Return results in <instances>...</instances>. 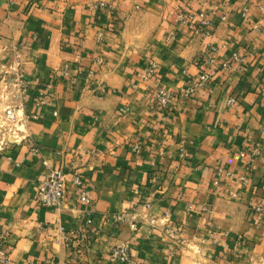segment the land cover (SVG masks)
Here are the masks:
<instances>
[{"label":"crops","instance_id":"crops-1","mask_svg":"<svg viewBox=\"0 0 264 264\" xmlns=\"http://www.w3.org/2000/svg\"><path fill=\"white\" fill-rule=\"evenodd\" d=\"M240 9L222 0H0V264H119L111 252L120 246L133 264H264V0L246 19ZM180 12L203 14L208 33L196 35ZM211 47L210 83L180 97ZM151 64L173 95L166 109L140 80ZM55 167L67 173L58 209L36 201ZM218 168L234 178L215 186Z\"/></svg>","mask_w":264,"mask_h":264},{"label":"built area","instance_id":"built-area-1","mask_svg":"<svg viewBox=\"0 0 264 264\" xmlns=\"http://www.w3.org/2000/svg\"><path fill=\"white\" fill-rule=\"evenodd\" d=\"M222 1L224 3H230V2L238 3L241 8L240 14L242 19L247 18L250 5L253 2V0H222ZM203 17H204L203 14L194 15L190 12H180L177 18L178 21L188 26V28L193 30L196 35L200 36L208 33L205 29L208 23L206 20L203 19ZM197 18L201 19L198 25H196ZM216 54H218V48L211 47L210 56L208 57V59L203 60L198 64L202 69L198 79L195 81H191L190 83L187 84L186 87L182 88L179 91L180 97L190 99L198 90H201L210 83L211 77L205 71V68L206 66L212 65L214 63ZM234 61L236 65H238V69L242 72L245 60L243 58L234 56ZM223 67L229 68L228 65H223ZM19 74L20 73L16 71L15 87L19 90V93L22 96L23 94L26 93L27 88L25 85V81L23 80L21 74L20 75ZM68 74L69 71L66 67L65 71L63 72V75L67 76ZM157 74H158V66L156 64H151L145 69V72L141 75L140 80L142 83L147 84L148 86H151L153 88L154 99L156 104L160 108L166 109L173 100V95L172 93H170L169 91H167L166 89H164L159 85V83L156 80ZM13 80H10L9 83L13 82ZM234 104H235V100L230 99L229 105L234 106ZM125 112L126 110H119L118 115H124ZM7 118L10 121L14 120V116L11 110L7 112ZM133 150L134 152L138 153L140 151V146L135 145ZM38 154H39V149L36 146H33L31 148V155L37 156ZM259 154L260 151H258L257 149L254 150L252 153L253 157L254 156L257 157ZM43 164L46 168L48 167L46 162H43ZM216 177L217 180L215 182V186H218L225 178L233 179L234 174L232 172L225 171L222 168H218L216 171ZM242 182L246 184L247 179L243 178ZM74 184L82 188V182L80 181L79 178L74 179ZM66 193H67V173L65 172V170L62 167L48 168L47 177L38 186L36 201L46 208L58 209L63 204ZM80 202L85 206L89 205L90 203L88 192L84 188H82V192L80 194ZM146 208H150V205H146ZM202 211L207 213L209 212V209L208 207H204ZM113 220L116 223H121L123 222L124 217L122 215H114ZM3 240H4L3 237L0 236V243ZM75 246L81 247L82 240L77 239ZM111 257L114 261L118 262L119 264H133L130 252L126 246L115 247L111 252Z\"/></svg>","mask_w":264,"mask_h":264}]
</instances>
